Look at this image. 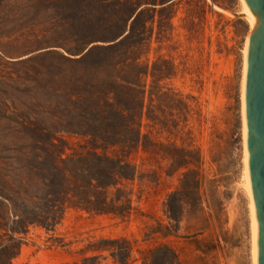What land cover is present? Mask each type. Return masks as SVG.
Wrapping results in <instances>:
<instances>
[{
	"label": "rangeland",
	"instance_id": "1",
	"mask_svg": "<svg viewBox=\"0 0 264 264\" xmlns=\"http://www.w3.org/2000/svg\"><path fill=\"white\" fill-rule=\"evenodd\" d=\"M142 1L135 38L110 50L96 45L112 43L127 6L0 0V264H255L241 97L253 27L242 1ZM115 98L131 115L108 106ZM96 132L136 170L113 188L129 214L69 204L57 223L37 222L52 210L55 159L86 152Z\"/></svg>",
	"mask_w": 264,
	"mask_h": 264
},
{
	"label": "trees",
	"instance_id": "2",
	"mask_svg": "<svg viewBox=\"0 0 264 264\" xmlns=\"http://www.w3.org/2000/svg\"><path fill=\"white\" fill-rule=\"evenodd\" d=\"M110 1L112 7L115 8L114 12L119 14L120 8L129 7L127 15L124 18L122 24L116 28V31L110 36V41L112 43L108 45L97 44L96 46L107 48L110 50H115L116 48H122L124 45L129 43L135 38V27L133 26L136 18L144 10L145 3L142 0H104ZM119 9V10H117ZM133 18V23L130 28H128L130 18ZM109 41V40H108ZM87 53L82 55L80 58L84 59ZM123 85V84H122ZM108 106L112 108L118 107V109L128 114L132 111L130 108H122L123 104L120 101H117L116 98L111 102L107 101ZM101 107V106H100ZM107 107L102 108L103 111ZM97 120L102 118V111L98 110ZM131 115V113L129 114ZM133 115V114H132ZM140 116V112H136L135 118ZM132 117V116H130ZM134 119V116H133ZM102 121V120H100ZM135 120L130 122V127L135 126ZM140 131L137 132V138L134 140L131 137H127L124 141V146L122 150L126 147L133 149L137 147L139 142H141ZM109 133L105 135L103 132L90 133V140L93 142V147L87 150L86 152H76L68 158L59 157V160L55 159V166L51 169V175L53 178L50 180L51 185L55 187L56 192L50 193L49 202L50 209L52 210H39L37 213L38 218L35 219L37 222L50 226L54 223H57L60 215L64 212L65 207L69 204L73 206L93 211L96 213H111L116 216H126L129 214L131 209V202L128 198L125 202L121 200V197L116 196V193L113 192V188H117L119 191L118 185L124 179H131L135 176L136 170L134 166L120 155L119 152L114 154H109L108 149L110 148L112 142L109 141ZM99 144V145H98ZM117 143H113V145ZM101 149V150H99ZM58 159V158H57ZM54 161V160H53ZM9 199L0 193V206L5 209L6 202ZM10 206H13L9 202ZM35 221V222H36ZM34 222V221H33ZM102 246L112 247L114 252H119L123 249L122 244L125 243L115 239V240H102ZM167 249L173 256H176V253L169 248L167 245L160 246L158 250ZM5 247L0 245L1 251H5ZM157 251V250H156ZM155 253V251H154Z\"/></svg>",
	"mask_w": 264,
	"mask_h": 264
},
{
	"label": "water",
	"instance_id": "3",
	"mask_svg": "<svg viewBox=\"0 0 264 264\" xmlns=\"http://www.w3.org/2000/svg\"><path fill=\"white\" fill-rule=\"evenodd\" d=\"M254 18L245 71L248 174L256 217V264H264V0H243ZM238 16H247L239 13Z\"/></svg>",
	"mask_w": 264,
	"mask_h": 264
},
{
	"label": "bare ground",
	"instance_id": "4",
	"mask_svg": "<svg viewBox=\"0 0 264 264\" xmlns=\"http://www.w3.org/2000/svg\"><path fill=\"white\" fill-rule=\"evenodd\" d=\"M242 1V4H243V13H245L247 16V19L249 20L251 26L253 27L254 26V18L252 16V14L249 12L248 8L246 7L245 3L243 0ZM246 46H248V43L246 44ZM245 46V47H246ZM246 54H247V47L245 48V59H244V80H243V96H241L243 98V116H244V121L242 123L245 122V71H246ZM244 139H245V144L246 146L244 147L245 148V181H246V187H247V190H248V193H249V196H250V200H251V214H252V230H253V248L254 249V261H255V264H256V247H255V237H256V217H255V210H254V204H253V199H252V192H251V186H250V180H249V174L247 173L248 172V159H247V143H246V124L244 123Z\"/></svg>",
	"mask_w": 264,
	"mask_h": 264
}]
</instances>
